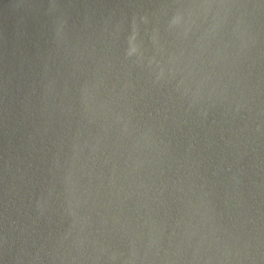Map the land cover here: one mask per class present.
I'll use <instances>...</instances> for the list:
<instances>
[{
    "label": "water",
    "instance_id": "1",
    "mask_svg": "<svg viewBox=\"0 0 264 264\" xmlns=\"http://www.w3.org/2000/svg\"><path fill=\"white\" fill-rule=\"evenodd\" d=\"M0 264H264V0H0Z\"/></svg>",
    "mask_w": 264,
    "mask_h": 264
}]
</instances>
